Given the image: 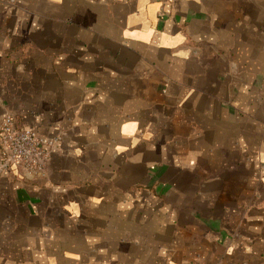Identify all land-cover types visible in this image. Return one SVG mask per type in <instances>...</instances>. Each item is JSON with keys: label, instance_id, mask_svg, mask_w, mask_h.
<instances>
[{"label": "crops", "instance_id": "0c3cea01", "mask_svg": "<svg viewBox=\"0 0 264 264\" xmlns=\"http://www.w3.org/2000/svg\"><path fill=\"white\" fill-rule=\"evenodd\" d=\"M0 264H264V0H0Z\"/></svg>", "mask_w": 264, "mask_h": 264}, {"label": "built area", "instance_id": "2783aa9c", "mask_svg": "<svg viewBox=\"0 0 264 264\" xmlns=\"http://www.w3.org/2000/svg\"><path fill=\"white\" fill-rule=\"evenodd\" d=\"M50 142L34 129L19 128L15 117L7 114L0 122V173L13 164L40 174L49 158L45 146Z\"/></svg>", "mask_w": 264, "mask_h": 264}]
</instances>
